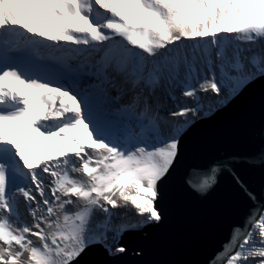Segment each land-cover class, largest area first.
Listing matches in <instances>:
<instances>
[{"label": "snow or ice", "instance_id": "snow-or-ice-1", "mask_svg": "<svg viewBox=\"0 0 264 264\" xmlns=\"http://www.w3.org/2000/svg\"><path fill=\"white\" fill-rule=\"evenodd\" d=\"M45 41L83 57L89 87L114 91L125 119L110 120L78 78L9 62ZM258 80L264 0H0V264H78L95 245L125 252V232L163 219L159 184L181 135ZM221 167L193 170L189 185L207 191ZM247 194L255 207L209 264H264V202ZM129 205L138 219L113 211Z\"/></svg>", "mask_w": 264, "mask_h": 264}, {"label": "water", "instance_id": "water-1", "mask_svg": "<svg viewBox=\"0 0 264 264\" xmlns=\"http://www.w3.org/2000/svg\"><path fill=\"white\" fill-rule=\"evenodd\" d=\"M180 138V154L159 184L163 219L128 231L123 253L90 247L78 264H209L255 207L248 192L264 202V80L210 117L199 119ZM227 162L207 191L192 188L193 170ZM247 190V191H246Z\"/></svg>", "mask_w": 264, "mask_h": 264}, {"label": "bare ground", "instance_id": "bare-ground-1", "mask_svg": "<svg viewBox=\"0 0 264 264\" xmlns=\"http://www.w3.org/2000/svg\"><path fill=\"white\" fill-rule=\"evenodd\" d=\"M186 11H188L189 14L194 16V17H196V15H197V13L190 8L186 7ZM129 18H131V16H129ZM26 22L29 23L30 26L35 27L33 24V21L26 20ZM41 26L43 27V29H50V27H51V25L47 21H45L43 24H41ZM28 35H31V34H28ZM45 44L48 45L49 47L44 46V48L40 52L41 56L46 60H53L56 63H58L59 65H61V67H62L61 70L63 73H65L64 79H67L64 81L65 83H70V82H72L73 79L78 78L80 83H81V87L88 89L89 93L93 96L95 104H96V100H98V102H100V101L103 102L102 107L99 108V106H98V108L102 113H106L110 120H112L113 122H121L125 119V117L118 114L119 103L113 99V97L116 95V93L114 91L110 90L108 96L105 97L102 94H100L98 92V90L92 89L89 87L90 85L96 84L97 80H96L95 76L81 75L82 73H87V72L92 71L91 68H87V67L81 68L80 64L84 60L83 57H79L78 59H73V60H65L64 59L65 53L60 52V51H56V49L54 47H50L51 45H53L52 41H45ZM216 112L217 111H215L214 114ZM161 114H163V112ZM190 129L191 128H189L185 132L187 133ZM113 211L118 212V213H122V214L127 213L128 218H137V219L139 218V217H136L135 209L131 205H129L127 208L114 209ZM117 222H119L118 219H117Z\"/></svg>", "mask_w": 264, "mask_h": 264}]
</instances>
